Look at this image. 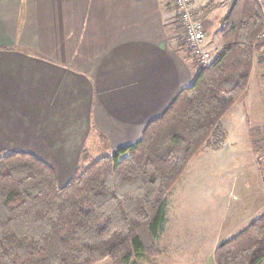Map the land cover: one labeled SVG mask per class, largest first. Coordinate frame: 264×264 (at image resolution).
I'll list each match as a JSON object with an SVG mask.
<instances>
[{"label":"crops","instance_id":"0c3cea01","mask_svg":"<svg viewBox=\"0 0 264 264\" xmlns=\"http://www.w3.org/2000/svg\"><path fill=\"white\" fill-rule=\"evenodd\" d=\"M207 1L192 4L200 14ZM215 2L224 15L227 0ZM176 20L171 0H0V154L35 156L62 187L84 148L90 154V145H98L110 154L135 143L192 83V59L177 45ZM263 48L257 46L247 94L221 119L224 144L204 147L189 163H206L189 196L169 193L160 236L173 229L181 240L173 254L182 264H215V248L264 214L258 156L254 181L240 175L250 119L264 106ZM232 136L243 142L241 151ZM191 221L205 222L206 231L188 247L181 237L195 228Z\"/></svg>","mask_w":264,"mask_h":264},{"label":"trees","instance_id":"16d2710c","mask_svg":"<svg viewBox=\"0 0 264 264\" xmlns=\"http://www.w3.org/2000/svg\"><path fill=\"white\" fill-rule=\"evenodd\" d=\"M227 0V4H228ZM208 0L199 17L215 9ZM221 45L192 83L133 144L92 157L81 151L68 182L28 153L0 154V264H137L156 259L172 187L204 147L218 150L221 119L247 94L257 46L264 45L260 0H238L220 18ZM215 264H260L264 214L214 250Z\"/></svg>","mask_w":264,"mask_h":264},{"label":"rangeland","instance_id":"374dc122","mask_svg":"<svg viewBox=\"0 0 264 264\" xmlns=\"http://www.w3.org/2000/svg\"><path fill=\"white\" fill-rule=\"evenodd\" d=\"M215 1H218V0H215ZM260 1L262 2L263 8H264V0H260ZM224 8L225 7L223 6L215 8L213 11L209 13V17L212 19L204 22V28L206 31L205 46L209 49L214 48L213 52L217 51V49L219 48L217 46L218 44L220 46V43H221L220 38L217 35L218 27L216 25L218 24L219 18L223 15ZM213 17H216V18H213ZM175 19H176V13H175ZM175 34H177V37L179 38L181 35V30L179 29V32L176 31ZM262 55H264V48L262 49ZM255 59H257V51L255 52ZM257 99L258 98L256 97V102H257ZM243 102L244 101H242L241 104ZM257 115L259 116L258 119L257 117H253L250 119L249 140H248V144L246 148L248 152L244 154V163H243L244 170H243V173L240 174L242 177V180H246V181H254L255 179L253 176V173L257 170V156L261 164L264 165V159H263L264 158V106L260 108V111H257ZM240 140H238V138L234 136L229 138L230 144H232L233 146H236V151H241L242 148L244 147L243 142H241ZM90 146H92V148L90 147L91 150H89L92 157L107 154V152L98 151V149L100 148L98 147V145L93 146V144H91ZM249 152H252L253 156H251ZM231 164L235 165L234 162H231ZM205 165H206L205 162L200 163V164L194 163V165L192 166L190 165L188 169L184 172L181 179L177 181L176 184L172 187L171 197L175 198L176 196H181L182 194H184L182 196H185V197L189 196L192 183H196L197 179H201V178H198V176L199 174H201L202 168L205 170ZM233 176H234V172H232L231 174H227L226 179L232 181ZM185 222L188 224L189 217L186 218ZM190 223L193 224L195 228L190 227V229H185V231L188 234L183 233V236L181 237L182 239H184L185 242L188 243V247L191 246V241L194 242L195 238H197V235L201 233V231L202 232L206 231L205 222H203L204 224L203 227H198L196 221H191ZM170 225L172 227L171 222H170ZM172 230L173 229L170 228L165 235H161L157 239V246L161 251L159 257H157L156 259H150L146 261L144 259H137L136 263L137 264H182L181 263L182 258L178 257V259H175V254H173V249L175 247L174 245H176V243L179 245L181 243V240L178 237L176 238L174 237ZM98 264H110V262L106 260Z\"/></svg>","mask_w":264,"mask_h":264},{"label":"built area","instance_id":"2783aa9c","mask_svg":"<svg viewBox=\"0 0 264 264\" xmlns=\"http://www.w3.org/2000/svg\"><path fill=\"white\" fill-rule=\"evenodd\" d=\"M171 1L176 13V22L181 28L180 38L191 49L196 62L200 66L206 65L212 59L214 49L205 46L206 31L203 19L199 17L200 14L194 8L192 0Z\"/></svg>","mask_w":264,"mask_h":264},{"label":"water","instance_id":"95a60500","mask_svg":"<svg viewBox=\"0 0 264 264\" xmlns=\"http://www.w3.org/2000/svg\"><path fill=\"white\" fill-rule=\"evenodd\" d=\"M238 0H228L229 8L232 9Z\"/></svg>","mask_w":264,"mask_h":264}]
</instances>
